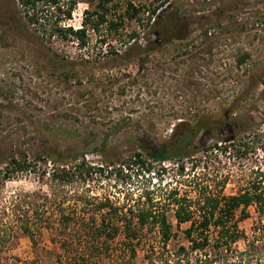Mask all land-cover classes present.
<instances>
[{
	"label": "rangeland",
	"instance_id": "1",
	"mask_svg": "<svg viewBox=\"0 0 264 264\" xmlns=\"http://www.w3.org/2000/svg\"><path fill=\"white\" fill-rule=\"evenodd\" d=\"M68 1L76 4L61 23L78 29L95 0H61ZM158 1L114 0L106 18L122 26L115 32L105 24L97 32L88 30L79 47L72 39L42 41L25 24L17 0H0V172L10 157L31 165L4 182L1 196H28L43 211L31 225L32 239L16 231L0 252V264H59L57 245L44 228L49 202L60 197L51 192L50 175L55 167L76 163L71 159L75 154L83 153L87 165L99 168L81 176L92 195L139 204L146 193L175 233L162 245L157 228L146 226L133 256L118 237L107 254H93L95 264H178L174 255L187 245L182 231L189 224L176 225L168 191L175 188L190 201L191 187L202 183L216 185L227 196L243 185V171H254L260 162V151L250 155L246 167L233 170L235 180L222 189L220 181L230 169L223 157L193 167L184 159L182 176L173 161L146 158L143 165H126L131 154L140 153L141 143H170L178 124L226 114L223 138L246 119L264 127V0H177L179 13L189 22L188 36L150 48L158 37L147 29L148 11ZM128 3L139 9L138 21L124 14ZM233 103L237 110L230 114ZM215 142L213 136L199 134L194 146ZM47 153L59 160L52 162ZM246 211L237 224L246 241L240 239L228 250L210 244L180 264H264V217L253 206Z\"/></svg>",
	"mask_w": 264,
	"mask_h": 264
},
{
	"label": "trees",
	"instance_id": "2",
	"mask_svg": "<svg viewBox=\"0 0 264 264\" xmlns=\"http://www.w3.org/2000/svg\"><path fill=\"white\" fill-rule=\"evenodd\" d=\"M113 1L95 0L93 9L83 12L84 18L78 29L61 23L63 19H69L75 1L62 3L61 0H17L16 6L25 24L33 28L42 41H49L51 38L61 41L72 39L81 47L85 43L86 31L97 32L101 25L105 24L108 32H115L122 26L121 21L106 18L110 11L109 4ZM176 3L177 0H159L148 11L147 29L158 37L150 48L159 43L181 41L188 36V19L179 13ZM137 12L139 9L132 7L130 3L125 6L124 14L128 18L136 19ZM132 36L133 34L130 38L133 39ZM145 50L148 49L141 51ZM244 58L241 57L237 64H240ZM236 110L234 105L228 111L232 114ZM228 117L223 114L221 118L211 116L205 121H195L190 125L178 124L179 130L170 143L160 147L141 143L140 153L131 154L128 162H125L126 165L127 163L143 165L146 158L158 163L173 161L177 164L178 175L182 176L184 159L190 160L193 167L202 160L214 162L223 157L230 164V169L224 175L223 181H220L219 188L222 189L225 184L235 180L233 170L246 167L250 155L257 151L262 154L254 171L253 169H250L251 173L249 169L245 170L248 171L247 173L243 171L240 180L244 183L238 185L233 194L225 196L221 190L214 189L216 185H213L212 189L208 184L202 183L191 187L189 192L193 194V198L190 201H187L185 195L178 196L175 188L168 191L170 204L174 208L173 218L176 225L189 224L182 231L187 245L178 247L174 255L178 264L180 261L188 262L189 254L203 252L210 244L215 249L228 250L238 240L246 241L237 224L247 217L246 210L249 206H253L258 217H264V127L256 125L249 119L239 121L236 130L224 139L220 127L221 124L228 123ZM199 134H209L216 142L210 146H194V140ZM83 155V153L75 154L71 159L76 163L70 167H55L50 175L53 188L51 192L53 196H56L54 192L60 193V197L49 202V213L44 228L48 230L50 240L57 245L59 264H95L97 258L94 256H100L103 250L102 254H107L111 243L118 237H121L130 255L133 256V247L141 242L144 236L142 231L146 226L157 228V235L162 245H166L175 236L166 214L153 209V199L146 193L140 197L143 201L139 204V201L119 204L107 197L99 198L92 195L85 185L84 177L81 176L89 177L94 169L99 171V168L87 165ZM47 157L52 162L59 160L58 156L52 153H47ZM39 160L37 158V161ZM30 167V163L24 159L10 157L1 169L0 252L16 231L32 239L34 234L32 226L37 224V217L43 215V211H38L39 207H42L41 204L32 202L28 196L11 195L7 198L1 196L4 182L18 173L28 172ZM77 178H81L82 181H74ZM74 185L75 187H72ZM191 207L193 211L189 210ZM260 227L264 231V226ZM24 264H38V262Z\"/></svg>",
	"mask_w": 264,
	"mask_h": 264
}]
</instances>
